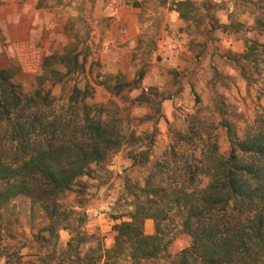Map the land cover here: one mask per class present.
<instances>
[{"label":"trees","instance_id":"1","mask_svg":"<svg viewBox=\"0 0 264 264\" xmlns=\"http://www.w3.org/2000/svg\"><path fill=\"white\" fill-rule=\"evenodd\" d=\"M65 1L53 0V5ZM244 1V13L253 16L250 30L256 35L244 38L243 52L218 45L217 54L234 62L247 85L260 81L264 89V0ZM220 7L214 0H179L171 5L188 34L197 33L201 24L208 34L228 32L232 26L240 31L242 21L220 22L216 15ZM87 55L76 38L63 54L47 56L32 92L16 82L18 68L0 66V259L9 255L8 246L2 245L3 211L15 198L25 196L32 210L39 209L49 221L44 227L49 235L40 238L43 249L45 243L56 244L53 240L61 229L70 231L61 253L70 264H116L121 256L130 258L131 264L154 259L168 252L174 231L188 236L190 244L171 264H264V120L240 132L235 123L222 118L219 124L226 130L227 152H220L216 139L192 125L179 134V140L191 148L183 163L151 164L148 148H139L150 146L152 136L141 140L136 131L124 129L122 116L96 102L88 84H75L66 105H60L53 94L54 84L85 71ZM55 64L66 71L54 68ZM145 73L138 70L133 80L113 76L115 83L108 88L115 95L131 91L141 86ZM135 100L143 105L149 97L142 93ZM217 101L218 109L224 110V102ZM149 116L137 119L145 122ZM125 145L138 152L135 161L140 156L151 164L145 185L137 187L139 193L132 192L134 209L129 220L115 225L114 245L83 253L82 245L90 239L83 228L84 213L67 210L61 197L67 193L79 197L87 187L81 178ZM147 219L155 221L153 234L144 231ZM56 257V250H48L28 264H51Z\"/></svg>","mask_w":264,"mask_h":264},{"label":"rangeland","instance_id":"2","mask_svg":"<svg viewBox=\"0 0 264 264\" xmlns=\"http://www.w3.org/2000/svg\"><path fill=\"white\" fill-rule=\"evenodd\" d=\"M174 1L179 0H66L60 11L66 10L69 17L64 20L61 16L62 21L55 28L57 33L54 30L52 37L50 28L43 29L37 39L39 49L22 61L17 55L8 56L2 51L0 66L18 68L16 82L26 92H32L37 86L36 76L44 72L45 58L53 53L63 54L77 38L79 49L88 51L85 71L54 84L52 92L60 105H66L75 84H88L94 90L96 102H103L108 112L122 116L124 129L136 131L141 140L152 136L150 146L142 144L139 148H148L151 164L158 160L170 165L183 163L191 148L185 140H179V134L192 125L216 139L220 152H227L229 141L219 121L229 119L243 132L254 121L264 120V89L260 81L247 85L234 62L217 54L218 45L243 52L244 38L256 35L250 30L254 18L244 13V0H221V7L216 10L220 22L242 21L244 27L237 31L232 26L228 32L216 30L208 34L206 25L201 24L197 33L188 34L182 30L185 22L182 27L171 22ZM112 35L116 36L115 41L110 40ZM54 68L66 71L62 65L55 64ZM140 69L146 73L138 88L125 90L121 95L108 88L115 83L113 76L133 80ZM142 93L149 97V102L138 105L135 99ZM218 99L224 102V110L218 109ZM146 115L150 118L145 122L137 119ZM137 153H132V146H123L81 178L87 187L79 197L76 193L61 197L67 210L84 213L83 228L90 239L82 245L83 253L88 248H111L115 243V225L130 219L134 209L132 192L139 193L137 187H144L151 166L140 156L135 161ZM48 222L39 209L32 210L28 197L15 198L3 211L2 245L8 246L9 255L2 257L0 264H28L48 250H56L57 257L51 264H70L62 260L61 254L71 237L69 230L59 231L54 246L44 242L46 248L41 247L40 238L49 235L44 231ZM144 231L155 232L154 219L145 221ZM170 236L173 242L167 253L138 264H171L190 244V238L175 231ZM116 264H131V259L121 256Z\"/></svg>","mask_w":264,"mask_h":264},{"label":"crops","instance_id":"3","mask_svg":"<svg viewBox=\"0 0 264 264\" xmlns=\"http://www.w3.org/2000/svg\"><path fill=\"white\" fill-rule=\"evenodd\" d=\"M50 2L46 5L43 0H0V53L3 51L8 56L17 55L22 61L25 56L28 59V55L39 49L36 44L43 29L50 28L53 37L56 25L62 21L61 16L67 20L69 13L66 10L63 13L60 11L64 4L53 5V0ZM171 19L172 24L184 26V21L177 11L172 10ZM55 32L57 33V30ZM169 38L167 42L170 43ZM112 39L115 41L116 36L112 35L110 40Z\"/></svg>","mask_w":264,"mask_h":264}]
</instances>
